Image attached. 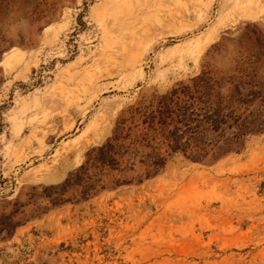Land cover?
I'll return each mask as SVG.
<instances>
[{"label":"rangeland","instance_id":"374dc122","mask_svg":"<svg viewBox=\"0 0 264 264\" xmlns=\"http://www.w3.org/2000/svg\"><path fill=\"white\" fill-rule=\"evenodd\" d=\"M254 24L264 31V0H0V215L61 182L129 103L229 65ZM32 206L0 239V264H264V133L212 162L179 155L141 184Z\"/></svg>","mask_w":264,"mask_h":264},{"label":"trees","instance_id":"16d2710c","mask_svg":"<svg viewBox=\"0 0 264 264\" xmlns=\"http://www.w3.org/2000/svg\"><path fill=\"white\" fill-rule=\"evenodd\" d=\"M239 48L225 67L204 64L194 76L129 103L110 134L89 147L82 161L56 184L31 187L0 215V239L29 216L65 203H81L106 191L138 185L161 174L175 156L212 162L241 152L264 133V31L255 24L237 35ZM217 49V48H216ZM45 205H41L42 201Z\"/></svg>","mask_w":264,"mask_h":264}]
</instances>
